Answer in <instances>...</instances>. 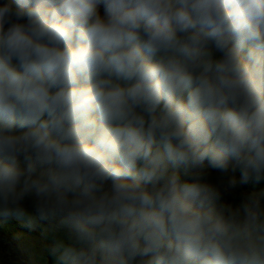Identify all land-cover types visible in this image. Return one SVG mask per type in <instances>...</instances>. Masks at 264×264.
I'll list each match as a JSON object with an SVG mask.
<instances>
[{
	"label": "clouds",
	"instance_id": "1",
	"mask_svg": "<svg viewBox=\"0 0 264 264\" xmlns=\"http://www.w3.org/2000/svg\"><path fill=\"white\" fill-rule=\"evenodd\" d=\"M262 179L264 0H0V216L55 264H264Z\"/></svg>",
	"mask_w": 264,
	"mask_h": 264
},
{
	"label": "rangeland",
	"instance_id": "2",
	"mask_svg": "<svg viewBox=\"0 0 264 264\" xmlns=\"http://www.w3.org/2000/svg\"><path fill=\"white\" fill-rule=\"evenodd\" d=\"M100 15H104L103 6L98 8ZM219 55L218 53L216 54ZM21 166H24L21 158ZM25 206L31 208L30 201H25ZM0 233L8 236L26 254L29 264H55V258L49 249L55 241V237L49 231V225L45 222H36L29 226L25 220L15 217L0 216ZM24 261L25 260H21ZM11 264H22L12 260Z\"/></svg>",
	"mask_w": 264,
	"mask_h": 264
},
{
	"label": "trees",
	"instance_id": "3",
	"mask_svg": "<svg viewBox=\"0 0 264 264\" xmlns=\"http://www.w3.org/2000/svg\"><path fill=\"white\" fill-rule=\"evenodd\" d=\"M20 131V130H18ZM234 175L237 181L240 180V172L237 170L235 173H229L228 176ZM228 176H225L215 170H208L206 179L212 184L219 185L222 180L227 181ZM182 179H188V177L183 176L181 173ZM260 193L264 192V179L260 182H255L250 180L247 184H237V187L234 189L223 193V201L232 205L233 207L239 206L245 197L251 193ZM264 204V201H262ZM15 260L21 262L22 264H29L26 254L18 247V245L11 240L8 236L0 233V264H11V261ZM21 260H25L21 261Z\"/></svg>",
	"mask_w": 264,
	"mask_h": 264
}]
</instances>
